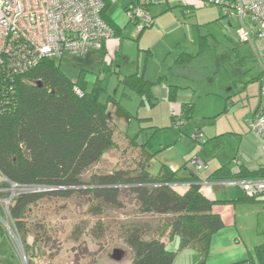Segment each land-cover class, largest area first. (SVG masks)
Listing matches in <instances>:
<instances>
[{
    "label": "trees",
    "instance_id": "1",
    "mask_svg": "<svg viewBox=\"0 0 264 264\" xmlns=\"http://www.w3.org/2000/svg\"><path fill=\"white\" fill-rule=\"evenodd\" d=\"M102 1L101 15L105 8V0ZM207 41L202 36L199 56H208L213 61L215 47ZM71 58L75 62L83 60ZM60 59L39 58L26 72L14 77L9 94L0 95V175L16 186L27 188L15 192L7 206L24 253L32 252L27 264H32V257L37 255L35 246L28 243L29 233L33 234V245L42 241V235L46 236L43 224L27 221L31 205L46 197L68 198L77 194L87 199L91 213L99 214L106 207L122 208L123 191L132 196L143 213L170 215L164 230L150 237L141 225L124 228L123 241L132 253L127 264H172L175 251L167 248L161 238L165 229L169 238L178 236L179 248L194 247L200 256L197 264H204L210 237L223 226L219 214L212 210L215 201L202 194L198 178L192 172L181 175L161 163L158 172L151 175L148 165L156 152L151 149L150 137L140 141L139 132L123 139L129 150H142L144 162L139 159L133 170L114 166L111 171L87 175L125 133L109 115L108 104L115 100L105 94L102 80L96 77L89 85L84 67L73 80L60 69ZM121 81L139 92H148L150 86L137 74L125 76ZM174 97L175 91L171 89L170 98ZM178 114L188 121L192 104L182 103ZM195 134L202 135L198 130ZM254 177H264V166L249 174L240 171L233 175L221 166L210 175V179L218 181ZM182 182L188 185L179 192L176 185ZM0 194L2 198L9 196V192ZM244 195L249 199L261 196ZM101 228L98 224L99 231ZM231 264H264V244L256 245L246 258Z\"/></svg>",
    "mask_w": 264,
    "mask_h": 264
},
{
    "label": "crops",
    "instance_id": "2",
    "mask_svg": "<svg viewBox=\"0 0 264 264\" xmlns=\"http://www.w3.org/2000/svg\"><path fill=\"white\" fill-rule=\"evenodd\" d=\"M133 1L105 0V8L102 15L109 22L114 35L105 40L100 49L89 51L82 61L87 65H99L95 76L92 77V81L85 76L89 85L94 82L96 77H99L103 81L102 74L105 72L116 75L117 85L112 95L115 104L122 106L118 98L115 97L117 90L121 87V97L128 96L126 91H129L139 97V106H162L161 112H163V108L165 109V118L170 119L167 122L156 119V117L154 118L153 114L141 115L137 111L133 115L123 106L120 107L126 112L128 117L116 116L115 106L111 103L108 104L112 121L121 131H124L125 135L123 137L125 138L128 135L125 127L127 126L126 122H129L132 118L145 121L144 123L146 125L142 126L139 124V128L142 130V133L144 130H148L150 132L149 135L146 134L143 137L141 136V131H137L136 133L139 132L140 141L150 137L151 149L157 155L165 148L172 149V146L177 144V139L173 137L171 141L165 144L159 142V146L156 147L153 144L152 138L154 139V136L160 131L171 129L174 125H177L176 121H179L178 125L182 134H187L190 128H195V132L197 130L201 133L204 131V126L199 125L200 122L195 121L194 117L198 102L197 98L200 97V94L196 95L193 84L194 81L211 80L217 73V64H219L220 55L216 52L213 61H208L206 56H199V46L202 36H205L208 40L207 42L214 44L213 46L216 51L219 43L215 41L214 35H212L206 26L209 24L208 22L214 21L218 23L224 15H220V12H218L215 19L211 21L201 19L203 12L198 17L199 11H197V8L202 5V2L198 0H150L147 8L153 18V23L150 26L141 27L136 31L135 24L126 19L124 15L125 8ZM193 18L194 20H192ZM232 19L235 21L236 26H238L237 20L235 18ZM226 21L228 26L233 25L228 19ZM129 37L133 39L130 42L127 40ZM253 38L255 37L252 35L248 42L254 46ZM227 40L231 44H238V40H233L231 36H228ZM184 42H186L185 45ZM192 50L195 51L194 54ZM84 63H82L83 66L80 68L84 67L86 72L92 70V66L87 67ZM133 74H137L141 80L150 83L148 92H139L135 88L123 84L121 79ZM231 86H235L234 82H231ZM231 88L229 87V89ZM171 89L175 91L174 98H170ZM105 94L108 93L106 92ZM147 95L149 96L146 97ZM231 96L232 94L227 92L222 102L216 104H219L217 107L210 108V105H205V111L200 117L216 119L218 114L228 111L234 105ZM184 102L192 104V116L188 121L181 119L178 114L180 112V105ZM257 106L253 107L252 116ZM169 110L173 112L171 115ZM161 112L159 111V114ZM251 118L247 119V125L241 124L239 128H234L231 125L229 129L225 128L222 131L208 135L204 131L206 140L203 142L201 149L197 150L196 147H193L195 142H193L192 147L190 144L189 147L193 150L195 149V153L192 155H198L205 165L200 169H196L191 163V154H178L175 157L177 159L174 161H172V157L168 158L165 156L166 159L161 162L168 165L172 170L178 171L181 175H187V172H192L198 178L202 194L208 199L215 201L212 210L214 213L219 214L223 226L211 235L204 264H231L246 258L256 245L264 244V242H258V239H256L258 243L252 246L253 243L247 244L242 239L244 245L241 246L239 243H243V241L237 236V233L242 234V223L240 221L238 222L239 218L249 216V209L246 207L248 205L247 203H264V198L259 196L255 199H249L237 185H235V193L231 190L226 192L224 185L229 184L225 183L228 180L218 181L210 179L212 172L221 166L226 167L230 175L239 174L240 171L242 174H249L259 167L264 166L262 140L249 127L248 121ZM192 121H194L193 124H191ZM222 135L230 141L234 138L233 141H235L233 154L225 155L224 158L217 157L221 150L225 149V144L223 141H220V136ZM217 148L218 150L216 151ZM183 150L184 148H180L176 153L183 152ZM203 151L212 156L216 155L215 157L218 158V161L214 159L206 160L202 156ZM187 185V182L179 183L176 185V189L179 192H183L186 190ZM164 242L167 248L175 251L172 264H197L199 262L200 256L194 247L186 246L179 248V238L177 235L170 238L167 237Z\"/></svg>",
    "mask_w": 264,
    "mask_h": 264
},
{
    "label": "rangeland",
    "instance_id": "3",
    "mask_svg": "<svg viewBox=\"0 0 264 264\" xmlns=\"http://www.w3.org/2000/svg\"><path fill=\"white\" fill-rule=\"evenodd\" d=\"M198 1L202 2V0ZM197 11H199L198 17L203 12L201 19H206V21L215 19L218 12H220V15H224L223 10L217 4H202L197 8ZM232 18V16L224 15L218 23L214 21L208 22L207 29L214 35L215 41L219 43L216 49V52L220 55L219 64H217L218 69L210 81H194L193 84L196 95L200 94V97L197 98L198 102L194 113L195 121L200 122L199 125L204 126L206 135L222 131L225 128L229 129L231 125L234 128H239L241 124L247 125V119L252 117L253 107H256L260 101V82L261 75L263 74L261 58L264 55V48L261 49V47H264V40L253 38V46L248 42L249 40L240 39V27L236 26ZM227 19L233 24L232 26H228ZM134 26L137 31L139 25ZM228 36L233 37L235 41L238 40V44H231L227 40ZM127 40L130 42L133 39L129 37ZM236 46L238 47L236 48ZM195 51H193V54ZM207 60H210L208 56ZM82 63H84L82 60L73 61L70 55H64L59 62L60 69L73 80L76 79L80 67L83 66ZM85 65L87 67L92 66V70L86 72V78L92 81V77L95 76L99 65ZM258 74L260 75L257 79ZM102 78L106 92L113 95L117 85L116 75L105 72L102 74ZM231 82H234V87L231 86ZM229 87L232 88L229 89ZM121 89L120 87L117 90L115 97L133 115L138 111L141 115L153 114L156 119L165 122L170 121L169 118H165L166 113L164 112V108L163 112H161L162 106L150 107L148 104V106H139V97L136 94L126 91L128 96L121 97ZM227 92L232 94L231 99L234 102L232 108L218 114L216 119L213 118L214 120L200 117L205 111V105H210V108L219 106ZM104 96H102V99H104ZM217 103L219 104L216 105ZM159 111L161 112L160 114ZM169 112L170 115L173 113L170 110ZM137 120L136 118H132L129 122H126L127 126L125 127L128 135L133 136L137 131H141V136L143 137L146 134L149 135L150 132L148 130H144L142 133V130L139 128V124L142 126L146 125L145 121L142 119ZM176 124L171 129L160 131L154 136V139L152 138L153 144L156 147L159 146V142L165 144L171 141L173 137L177 139V144L172 146V149H163L149 161L148 170L151 175H155L158 172L160 163L166 157H172V161H174L177 159L175 157L178 154L192 155L195 153V149L191 148L193 142H195L193 147H196L198 150L202 148L203 142L206 140L204 131H202L201 137L196 139L195 128H190L187 134H182L178 125L179 121H176ZM123 138L121 135L119 140L116 141V147L109 149L99 163L89 169L87 175L111 171L114 166L128 167L133 170L138 164L139 159H143L142 162L145 161L142 150L137 151V148L129 150L130 148H128ZM233 139L230 141L224 138V135L220 136V141H223L225 144V149H222L217 157L224 158L225 155L233 154L235 148V141ZM190 144L191 147H189ZM180 148H184L183 152L176 153ZM202 156L206 160L214 159L218 161V158L215 157L216 155H209L205 151H203ZM224 186L226 192L231 190L235 193V185L225 184ZM261 197L264 198V194ZM122 199V208L106 207L99 214L91 213L87 199L77 194H73L68 198L46 197L31 205L27 212V221L31 224H43L46 233V236L42 235V241H38L36 245H33V234L29 233L27 237L29 245L31 247L35 246L37 249V255L31 259L32 264L129 263L132 253L123 241L124 228L130 224L141 225L145 228L146 236L150 237L164 230L168 224L167 220L170 218V215L143 213L134 203L132 196L126 191H123ZM247 204L249 216L239 218L238 222L242 223V234L237 233V236L247 244L253 243V246L255 243L264 242V203L255 202ZM98 224L102 226L100 231L98 230ZM0 226L3 228L0 227V264H27L26 259L32 254L31 250L27 255L24 253L12 225H9L10 229H8L6 222L4 223L5 227L1 223ZM167 233L168 231L165 229L161 238L166 240L168 237ZM256 239H258V242H256ZM244 241L239 244L241 246L244 245ZM114 249L123 251L119 260H114L111 257Z\"/></svg>",
    "mask_w": 264,
    "mask_h": 264
},
{
    "label": "built area",
    "instance_id": "4",
    "mask_svg": "<svg viewBox=\"0 0 264 264\" xmlns=\"http://www.w3.org/2000/svg\"><path fill=\"white\" fill-rule=\"evenodd\" d=\"M149 3L150 0H134L124 10L126 18L139 28L150 26L153 18L147 8ZM202 4H217L224 15L235 18L240 39L250 40L253 35L264 40V0H202ZM102 8V0H0V95L9 94L14 77L41 57H83L100 49L114 35L102 18ZM261 64L260 101L248 125L261 138L264 149V55ZM74 90L80 94L78 88ZM191 163L196 169L204 165L198 155L191 158ZM3 182L8 186H2ZM225 183L239 186L248 196L264 194V177ZM24 189L27 188L0 175V193L9 192L8 197L0 194V223L4 226L6 222L8 229L12 225L8 202L15 192Z\"/></svg>",
    "mask_w": 264,
    "mask_h": 264
},
{
    "label": "water",
    "instance_id": "5",
    "mask_svg": "<svg viewBox=\"0 0 264 264\" xmlns=\"http://www.w3.org/2000/svg\"><path fill=\"white\" fill-rule=\"evenodd\" d=\"M113 105L115 106V115L116 116H120V117H124V118L128 117V115L126 114V112L119 105H117L115 103H113ZM109 115H110V113H109ZM122 253H123V251L118 250V249H114L113 250V253L111 254V257L114 260H119L121 258V256H122Z\"/></svg>",
    "mask_w": 264,
    "mask_h": 264
}]
</instances>
